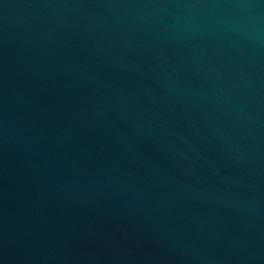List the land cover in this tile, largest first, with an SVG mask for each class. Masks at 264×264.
Instances as JSON below:
<instances>
[{"label": "water", "instance_id": "95a60500", "mask_svg": "<svg viewBox=\"0 0 264 264\" xmlns=\"http://www.w3.org/2000/svg\"><path fill=\"white\" fill-rule=\"evenodd\" d=\"M0 264H264V0H0Z\"/></svg>", "mask_w": 264, "mask_h": 264}]
</instances>
